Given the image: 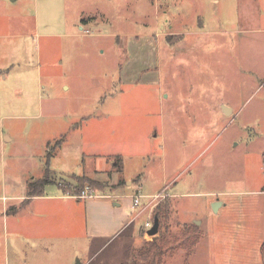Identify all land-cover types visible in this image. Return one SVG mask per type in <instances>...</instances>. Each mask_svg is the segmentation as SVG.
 <instances>
[{"label": "rangeland", "instance_id": "obj_1", "mask_svg": "<svg viewBox=\"0 0 264 264\" xmlns=\"http://www.w3.org/2000/svg\"><path fill=\"white\" fill-rule=\"evenodd\" d=\"M24 30L41 36L29 52L0 40V207L44 176L50 152L47 191L87 176L133 219L83 253L77 227L47 252L26 204L20 254L0 217V264H77L95 251L89 264H131L159 233L173 246L163 264H261L264 0H0V34ZM158 207L168 217L152 237ZM185 226L200 235L187 260Z\"/></svg>", "mask_w": 264, "mask_h": 264}, {"label": "crops", "instance_id": "obj_2", "mask_svg": "<svg viewBox=\"0 0 264 264\" xmlns=\"http://www.w3.org/2000/svg\"><path fill=\"white\" fill-rule=\"evenodd\" d=\"M84 27L85 25H78L79 30L84 29ZM40 37L41 36L37 34V30L13 31L0 34V40L2 43H4V41L7 42L8 47L11 46L12 48L14 45L19 46L21 49H23V51L26 50V52L30 51L32 44H36V46L38 45V42L41 39ZM4 70L5 68H0V74L3 73ZM33 82L36 84V88L34 91L35 94L34 92L29 94V96H32L31 98L29 97L30 100L34 98V95L36 98H39V94L42 90L43 82L39 70L36 72ZM63 88L66 90L68 89L67 85L65 84L63 85ZM41 105L42 102L39 101L33 111H36L40 114V111L42 110L40 107ZM220 108L223 114L233 113V108L224 104L223 102L220 103ZM77 127L78 125L74 124L71 126V129L74 131H79ZM3 138L6 141H10V137L8 136L3 135ZM66 139L67 138L65 137L61 144L62 149L66 143ZM115 165L116 163L113 166ZM38 179L40 178L35 177V180ZM27 180L28 179L25 181L24 194L18 197L13 196L12 198L13 200H16L14 206L13 204L10 206V204L6 202L0 207V217H2L4 225V240L8 245L9 243L13 244L14 250L17 252V254H20L21 252L20 240L23 238L21 235L22 225L20 218L22 207L26 204L36 203L39 248L41 245L40 250L45 248L47 252L50 251L53 242H66L69 240L72 234L76 232L75 227H77L80 231L82 229L81 249L83 253L88 250L90 245H92V239L98 240L105 238L109 242L119 235L121 231L127 227L129 223H131V219H133H128L126 216L122 215L121 210L118 209L119 205H111L109 199H107L108 197L97 196L96 198L79 200L76 199L74 195L63 192L59 186L57 190L50 189V191H47L45 187L43 190V196H34L33 198H30L28 197L27 193V186L29 184ZM257 192L262 194L264 193V191ZM119 197H121V195ZM133 197L134 196H131L132 200ZM217 202L220 203L219 207H221L222 203L220 201ZM144 205L145 207H148L147 203ZM146 209L147 208H145L141 213H143ZM139 214H137L136 217H138ZM146 223L149 222L145 221V224ZM55 231H57L58 234L55 235ZM98 252L99 251L89 253L85 259L78 261V264H89L93 258L98 255ZM75 255L76 253L73 252V256ZM14 257L15 261L18 262V256L16 258L14 255ZM45 259H51V257H46ZM43 260L44 258H40V264H43ZM45 263L46 262L44 261V264Z\"/></svg>", "mask_w": 264, "mask_h": 264}, {"label": "trees", "instance_id": "obj_3", "mask_svg": "<svg viewBox=\"0 0 264 264\" xmlns=\"http://www.w3.org/2000/svg\"><path fill=\"white\" fill-rule=\"evenodd\" d=\"M64 138L65 136L63 137L62 141L60 140L56 143V146H61ZM47 145L49 146V143ZM51 157L52 153L48 152L46 157L47 164L44 176L38 180H35L34 182H29L27 186L28 197L33 198L34 196H43V190L45 187L50 186V184H56L55 176L47 168V166L49 165V159ZM115 168H117V172H121V162H117ZM59 186L61 187L63 192H67L75 196L79 195L81 193V190L86 187L94 192H103L102 189L104 187L101 182H95L87 176H72L71 181H67L65 182V185ZM167 209L168 207H158L154 212V218H156L159 222L165 220L168 217ZM184 230V235L182 236L181 240H179L178 245L183 246L184 251H186L187 253L185 257V260H187L200 235L197 228L194 226H192L191 228L185 226ZM189 235H195V238L190 241ZM158 236L159 237L153 238L152 241L146 242L139 250L135 251V255L133 257V260L131 261V264H163L164 257L167 255L168 251L173 250V246H171L167 242L166 236H164L163 233H159ZM260 249L261 264H264V242L261 244Z\"/></svg>", "mask_w": 264, "mask_h": 264}, {"label": "built area", "instance_id": "obj_4", "mask_svg": "<svg viewBox=\"0 0 264 264\" xmlns=\"http://www.w3.org/2000/svg\"><path fill=\"white\" fill-rule=\"evenodd\" d=\"M263 180H264V177H263ZM94 192L91 191L89 188H84L83 190H81V193L79 195H74V197L76 199H91V198H96L95 194H93ZM140 199H141V196L137 195V196H134L133 197V200H132V204L134 205V207H139L140 206ZM145 227L148 229L151 228V224L149 223H146L145 224Z\"/></svg>", "mask_w": 264, "mask_h": 264}, {"label": "water", "instance_id": "obj_5", "mask_svg": "<svg viewBox=\"0 0 264 264\" xmlns=\"http://www.w3.org/2000/svg\"><path fill=\"white\" fill-rule=\"evenodd\" d=\"M219 206H220V203H218L217 201L214 202V204H213V210H214V212H216V209ZM153 220H154V222H153L151 228L147 231V235L152 236V237H155L157 235V233H158L159 221L156 218H154ZM195 224L198 226L199 225V222H195ZM77 264H78V261H77Z\"/></svg>", "mask_w": 264, "mask_h": 264}]
</instances>
